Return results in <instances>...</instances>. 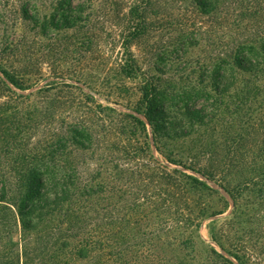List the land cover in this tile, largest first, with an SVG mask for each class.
Here are the masks:
<instances>
[{
  "label": "rangeland",
  "instance_id": "374dc122",
  "mask_svg": "<svg viewBox=\"0 0 264 264\" xmlns=\"http://www.w3.org/2000/svg\"><path fill=\"white\" fill-rule=\"evenodd\" d=\"M57 1L0 0V48L12 45L1 57L10 69L23 70L29 62L27 82L32 87L26 91L13 87L18 94H36L49 86L54 87L51 91L56 94L58 89L67 88L65 83H70L76 87V107L87 111L85 106L89 107L90 103L87 98L96 101L90 105H98V116L87 122L98 140L93 150L82 149L76 161L84 170L81 171L84 181H88L94 168L100 171L99 181L113 186L110 192L95 196L100 215L106 212L116 217L130 215L129 206L143 199L140 191L143 172L150 170V164L152 169L161 165L183 169L167 161L165 156L187 160L188 155L207 148L218 146L221 151L225 143L230 141L231 144L232 139H238L243 125L264 119L263 76L240 69L229 90H216L224 88L223 75H235L232 69L238 46L248 42L258 47L264 37V25L257 28L259 33L250 34L251 29L244 23L238 25L234 15L226 16L228 11L224 12L222 5L212 14L196 5L193 7L189 4L191 0H158L149 11L150 30L132 48V57L141 67V79L146 77L159 88L153 98L156 128L153 130L146 118L135 112L141 98L140 77H136L137 74L129 76L121 68L130 53L123 51L115 26L131 0H73L75 5L84 4L81 15L84 20L61 31L49 25ZM76 14L78 12L73 13ZM262 56L264 60V54ZM61 75L68 77L62 80ZM55 80L58 83L54 85ZM243 98L246 100L242 104ZM117 111L136 114L147 122L148 134L141 127L129 131L128 135L133 137L131 143L139 140L150 144V148L146 146L143 152L138 151L134 159L112 151L115 136L108 133L105 125L116 119ZM196 121H200L201 126H195ZM47 127L49 130L42 128L31 141L36 143L50 135L54 139L63 135L67 122ZM84 142V147L90 144L88 140ZM254 149L249 159L255 155ZM241 167L238 173H232V177H236L232 180L238 181L239 176L248 175L247 163ZM205 180L214 189L206 194V203L218 214L204 219L199 231L188 227L168 230L164 226V231L155 232L159 216L165 215L155 212L148 204L147 210L134 208L135 216H145L135 230L142 232L146 228L148 232H155L151 236L152 253L157 259L153 263L111 264L227 263L217 253L240 263L230 250L244 259L246 263L243 264H264V180L244 185L237 200L215 181ZM108 202L112 207L103 209ZM153 224L155 227L149 226ZM7 227V223L0 221V264H21L16 257L20 249L19 230L15 224V228ZM138 238L141 239V235ZM181 238H193V241L179 246ZM143 244L145 241L131 249V253ZM37 254L39 256L36 255L30 264H68L60 259V263H56L51 253ZM181 256H185V263H180ZM86 261L78 263L89 264L84 263Z\"/></svg>",
  "mask_w": 264,
  "mask_h": 264
},
{
  "label": "trees",
  "instance_id": "16d2710c",
  "mask_svg": "<svg viewBox=\"0 0 264 264\" xmlns=\"http://www.w3.org/2000/svg\"><path fill=\"white\" fill-rule=\"evenodd\" d=\"M157 2L131 0L126 13L122 17L118 16L115 26L118 42L124 52L130 53V58L122 61L121 68L129 76L137 74L136 77H140L141 67L132 57V48L150 30L147 24L149 11ZM189 4L212 14L222 5L224 12L228 11L226 16L234 15L238 25L244 23L245 27L251 29L250 34L259 33L258 29L264 25V0H191ZM54 9L55 14L49 23L54 30L73 28L84 20L81 16L85 10L83 3L75 5L73 0H59ZM74 12L78 14L73 15ZM258 43V47L248 42L238 46L232 69L236 73L232 77L223 75L224 88H217V91L229 90L238 78L240 69L264 77V37ZM8 47L11 49L12 45L0 48V221L7 223L10 229L15 228V224L19 230L18 263H33V258L39 256L38 252L42 256L51 253L56 263H60V260L68 264H79L81 260H87L84 263L89 264L153 263L157 259V255L152 253L153 233L164 231V226L168 230L188 227L199 231L204 219L218 214L211 211L206 203V194L214 189L205 179L215 181L234 200L238 199L244 185L264 180V119H259L248 122L247 126L243 125L238 139H232L231 144L230 141L225 143L221 151L218 146L215 149L207 148L188 155L187 160L165 156L167 161L183 169L167 165L152 169L150 164V170L143 172L140 189L143 199L129 206L131 216L126 214L124 217H116L109 212L100 215L95 205V196L110 192L113 186L99 181L100 171L94 168V175L92 172L88 181H84L81 173L84 170L76 161L82 149L93 150L98 140L87 122L98 116V105L92 106L96 101L87 98L92 104L85 106L87 111L81 109V106L76 107V87L70 83H65L67 88L58 89L56 94L52 93V86L41 88L36 94H18L13 87L21 91L32 87L27 82L29 62L23 70L8 68L1 57ZM67 77L60 76L62 80ZM142 78H139L141 98L135 112L143 115L155 130L153 98L159 88L146 77ZM56 83L55 80L53 84ZM245 100L242 99V104ZM66 113L70 115L64 116ZM116 114V119L105 125L108 133L115 136L112 151L134 159L138 151L143 152L146 146L150 148V144H143L139 140L136 144L131 143L133 137L128 135L129 131L141 127L147 133V122L133 113L117 111ZM60 121L67 122L63 135L55 139L50 135L36 143L31 141L32 138L36 139L42 128L49 130L48 125ZM201 124L200 121L195 122V126ZM84 140L90 142L87 147H84ZM253 149L255 155L249 159ZM244 161L248 166V175L239 176L238 181L232 180L236 178L232 177V173H238ZM147 204L165 216L158 215V227L155 224L149 225L155 227V232H148L146 228L142 232L136 231L135 228L145 216L136 217L133 210L137 207L146 209ZM108 207H112L109 202L103 209L107 210ZM170 212L173 215H168ZM138 233L141 239L138 238L140 235L137 237ZM142 241L146 244L131 253V249L141 245ZM192 241L193 238H181L178 243L179 246H186ZM229 252L241 264L246 263L239 254L231 250ZM217 254L227 262L222 264H240ZM179 261L185 263V256H181Z\"/></svg>",
  "mask_w": 264,
  "mask_h": 264
}]
</instances>
